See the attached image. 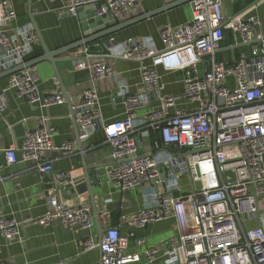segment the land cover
I'll use <instances>...</instances> for the list:
<instances>
[{"label": "built area", "instance_id": "1", "mask_svg": "<svg viewBox=\"0 0 264 264\" xmlns=\"http://www.w3.org/2000/svg\"><path fill=\"white\" fill-rule=\"evenodd\" d=\"M141 1L62 3L68 16L93 6L95 15H108L110 23L117 24L136 17ZM190 9L188 23L160 29L162 50L148 38L131 39L119 50L112 39L103 45L108 56L139 64L142 92L130 94L124 89L126 115L121 120L105 122L98 107L99 83L115 75L105 60L108 56L93 55L83 46L77 51L85 59L73 66L87 80L79 100L71 105L78 141L101 131L111 148L113 164L106 173L110 185L120 193L143 190L142 206L122 216L120 223L136 230L173 220L175 234L165 251L130 250L128 237L121 235L118 226L107 224L108 209L95 217L88 204L51 198L45 215L23 223L46 227L60 222L82 233L91 230L96 219L101 237L96 242L84 238L82 249L98 250L100 264H141L143 260L153 264L158 259L163 264H264V30H257V18L229 17L222 0H192ZM16 22L10 1L0 0V71L27 61L38 42L31 26ZM227 32L232 35L227 46L232 52L218 60ZM158 69L181 73L182 92L165 95ZM37 83L35 67L7 77L0 91V119L8 109V91L43 109L65 102L61 92L43 94ZM152 102L158 106L139 116ZM54 135L49 118L38 117L20 144L4 149L7 164L28 163L29 170L51 173L49 153L65 157L76 149L71 142L56 146ZM150 137H156L151 145L154 151L142 153V138ZM66 178L57 175L56 189ZM181 178L187 179L188 191L182 190ZM18 226L15 219L0 216V235L6 244L17 239Z\"/></svg>", "mask_w": 264, "mask_h": 264}, {"label": "crops", "instance_id": "2", "mask_svg": "<svg viewBox=\"0 0 264 264\" xmlns=\"http://www.w3.org/2000/svg\"><path fill=\"white\" fill-rule=\"evenodd\" d=\"M9 1L10 8L17 14L16 24L31 26L27 11L28 0ZM30 1L31 15L49 51L57 50L82 38L78 13L76 16L63 13L62 0ZM174 1L177 0H142L138 4L137 16L157 10ZM257 1L254 0L248 4V0H222V3L229 17L243 15L246 19L257 18L260 23L257 30H264V0ZM190 19L189 2L86 46L90 48L93 55L106 57L107 51L103 45L111 39L118 45L116 50H119L121 49L119 45L122 46L131 39L148 38L157 50H162L160 29L165 25L178 27L188 23ZM231 42L232 35L227 32L224 49L217 54V59L230 55L232 51L227 49L229 48L227 46ZM42 53L38 41L33 45L28 59L40 56ZM63 57L85 59L77 50ZM105 60L111 64L115 75L99 83L98 107L102 119L105 122H113L123 119L126 115L124 89L130 94H140L142 85L138 63L115 56H108ZM74 63H57L55 66L57 72L47 62L35 66L38 75L37 87L40 92L43 94L61 92L63 94L64 90L70 102V108L65 101L61 105L43 109L38 105H30L18 99L13 91L7 92L8 109L0 119V216L15 219L19 226L18 237L12 243L6 244L0 235V262L11 260L15 264H100L99 251L84 252L82 241H79V237H92L95 242L98 241V221L96 219L94 227L82 233L60 227L58 222L46 227L34 223H23L25 219L36 220L45 215L51 198L73 205L88 204L92 209L85 181L84 162L86 167L96 168V174L90 176V182L97 215L108 209L110 213L107 224L113 227L118 226L121 235L128 237L130 250L141 252L143 249L156 248L163 252L168 247L169 239L175 234L174 222L171 219L136 230L128 229L125 224L120 223L122 216L128 217L142 206L143 190H130L128 196L125 197L123 193L110 185L106 173L113 164L110 157L111 148L105 143L101 131H97L85 142L78 141L74 117L73 119L71 117V105L79 100L82 91L86 88L87 80L85 73L73 71ZM158 73L165 95H177L182 92L181 73H169L162 69H158ZM53 78L57 81L56 83ZM6 85L7 78L1 79L0 91ZM157 106L158 102H152L149 108L140 111L138 115L142 116L147 110ZM40 116H47L54 127L53 142L56 146L68 142L76 146L74 153L69 156L61 157L57 153H49L48 159L52 160L53 167L49 181H46L47 178L44 176H42L43 180L37 181L32 174L34 170L28 169L30 166L28 163L7 164L3 152L9 144H20L25 133L34 128L35 121ZM155 140L156 137L142 138L141 152H153L154 148L151 145ZM58 174L67 175V178L56 189L55 180ZM179 183L182 190L186 191L184 187H188L187 179L181 178ZM63 188L67 189V197L62 195ZM108 199H111V202L107 203ZM115 210H118V215L113 216L112 212ZM134 232L135 238L133 237ZM144 263L146 261L143 260L141 264ZM153 264H163V262L158 259Z\"/></svg>", "mask_w": 264, "mask_h": 264}, {"label": "water", "instance_id": "3", "mask_svg": "<svg viewBox=\"0 0 264 264\" xmlns=\"http://www.w3.org/2000/svg\"><path fill=\"white\" fill-rule=\"evenodd\" d=\"M191 1L192 0H177V1H174V2L169 3L167 5H164L157 10H154L152 12H149V13H146L143 15L136 16V17L131 18V19H127V20L120 22V23H117V24H111L110 23L111 18L108 15H101V16L95 15V8L93 6H85V7L79 8L77 13H78L79 21L81 23L82 38L79 39L78 41L74 42V43H71V44L66 45L64 47H61L57 50L49 51L47 49L43 39H42V36H41L37 26L35 25V21L31 15L32 14L31 7H30L31 1L28 0V10L27 11H28V15L30 18V24H31V27L34 30V32L38 38V41L40 43V46L42 48L43 53L40 56L34 57L32 59H28L24 63L18 64L16 66H13V67H10V68L4 69V70H1L0 71V80L5 79V78L11 76L12 74L20 72L24 69L35 67L38 64L43 63V62H47V63L51 64V66L54 68V70H55V66L57 63L76 62V61H78V58L63 57V56L68 55L70 52H72L74 50H78L79 48L86 46V45H89L95 41H99L101 39L108 38L109 36H111L115 33H118V32H120L126 28H129L133 25L139 24V23H141V22H143V21H145V20H147V19H149V18H151L157 14L167 12L168 10H170L174 7L180 6V5L185 4V3H189ZM55 72H57V71L55 70ZM63 94H64V99L70 108V102H69L64 90H63ZM71 117L73 119L72 111H71ZM83 165H84L83 169H84V173H85L86 186H87V190H88L89 198H90V205L92 206L94 215L96 217L97 213H96L95 202H94V197H93V193H92V186H91V182H90V176H93L96 174V172H95L96 168L95 167H91V168L86 167L85 162L83 163ZM162 171H163V173L161 175V180H164V178H165L164 170L162 169ZM32 174L35 176L37 181L41 180L42 176L47 178L46 181H49L50 177H51L50 172L41 174L39 171L34 170L32 172ZM123 194L125 197H127L128 191L123 192ZM62 195L64 197H67V189L66 188L62 189ZM58 224L60 225V227L68 229V228L64 227L60 222H58ZM101 234H102V230H101L99 223H98V236H99V238L101 237ZM133 237L135 238V232L133 233ZM83 240H84V237L83 238L79 237V241H83Z\"/></svg>", "mask_w": 264, "mask_h": 264}, {"label": "trees", "instance_id": "4", "mask_svg": "<svg viewBox=\"0 0 264 264\" xmlns=\"http://www.w3.org/2000/svg\"><path fill=\"white\" fill-rule=\"evenodd\" d=\"M253 1H254V0H248V4L251 3V2H253ZM218 60H219V59H218ZM117 212H118V210L113 211V212H112V215H113V216L118 215ZM109 213H110V212H109Z\"/></svg>", "mask_w": 264, "mask_h": 264}, {"label": "rangeland", "instance_id": "5", "mask_svg": "<svg viewBox=\"0 0 264 264\" xmlns=\"http://www.w3.org/2000/svg\"><path fill=\"white\" fill-rule=\"evenodd\" d=\"M179 103V102H178ZM184 189L186 190V191H188L189 189H190V187H189V185H188V187L186 188V187H184Z\"/></svg>", "mask_w": 264, "mask_h": 264}]
</instances>
